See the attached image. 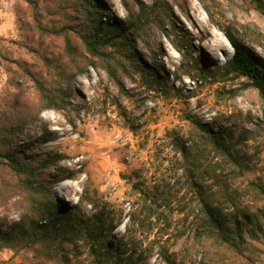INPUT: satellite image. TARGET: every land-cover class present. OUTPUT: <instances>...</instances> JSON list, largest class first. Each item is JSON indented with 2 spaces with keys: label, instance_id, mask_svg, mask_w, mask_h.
<instances>
[{
  "label": "rangeland",
  "instance_id": "1",
  "mask_svg": "<svg viewBox=\"0 0 264 264\" xmlns=\"http://www.w3.org/2000/svg\"><path fill=\"white\" fill-rule=\"evenodd\" d=\"M73 1L0 0V116L16 104L40 107L33 77L58 81L67 58L51 25H66L78 42L92 25L90 11ZM92 1L103 21L140 25L133 46L143 65L125 63L116 75L89 65L76 74L66 106L42 108L19 132L22 156L39 166L63 215L104 209L114 228L103 246L120 244L137 264H264V92L214 63L216 52L221 62L233 55L230 26L264 67V14L251 0H205L212 15L200 0H167L173 20L152 13L154 0ZM44 113L51 117L42 120ZM195 120L234 142L235 164ZM16 202L29 207L23 195L3 200L2 231L25 211ZM206 202L237 212L241 246L199 236ZM71 239L52 251L20 237L0 242V264H117L118 255L92 251L85 232Z\"/></svg>",
  "mask_w": 264,
  "mask_h": 264
},
{
  "label": "trees",
  "instance_id": "2",
  "mask_svg": "<svg viewBox=\"0 0 264 264\" xmlns=\"http://www.w3.org/2000/svg\"><path fill=\"white\" fill-rule=\"evenodd\" d=\"M200 1L207 13L212 15L206 1ZM251 1L254 7L264 14V0ZM73 2L76 4L74 6L90 11L92 25L88 26V32L82 33L80 42L74 41L69 36L70 31L66 25H51L52 33L63 36V56L67 58L66 64L60 67L58 81L49 85L45 80L33 77L40 107L32 110L30 107L22 105L18 107L17 104L15 106L12 104L10 113L3 112L0 116V204L3 200H9L17 194L28 197L29 205L25 207L21 202L14 203L20 206L17 208H25V211L21 218L14 221L7 230L2 231L0 228V242L10 244L20 237L24 246H35L41 243L51 250L52 247L58 246L59 239L60 242L72 240L74 234L85 232L91 241L92 251L99 250L104 251L105 254L118 255L117 264H137L133 257H124V251H119L120 244L116 247L107 244L103 246L107 235L114 228V225L108 223L104 209L89 216L72 210L63 215L65 210L62 209L60 212L61 207L57 206V201L51 195L48 186L38 179L39 166L26 161L21 154V148L16 143L19 132L38 120L42 108L60 109L66 106L65 90L70 91L73 88L72 79L76 74L84 73L87 66H101L109 74L116 75L117 69L124 67L125 63L137 67L143 65L133 46L135 33L140 26L134 19L129 17L125 23L105 22L101 14L103 7L100 4L97 5L92 0H74ZM151 11L157 17H169L173 20L167 0H154ZM35 15H37L36 12ZM36 19H39L38 16ZM224 35L234 53L225 62L215 60L216 67L223 68L227 73L234 72L249 77L252 84L264 92V67L257 63L254 56L243 47L242 41L232 27H226ZM199 71L204 78L212 76L204 67H200ZM195 122L209 137L214 150L224 157V161L235 164L237 159L235 160L233 155L234 142L228 139L224 132L213 130L211 125L198 120ZM180 150L185 154L187 152V149ZM13 181H16V184H13ZM31 208L36 211V215L31 214ZM202 211L204 215L198 227L202 230L199 236L217 237L221 243L234 247L243 244L245 231L236 211L226 213L221 207L208 202L204 203ZM2 218L0 217V225ZM21 230L25 231L21 232Z\"/></svg>",
  "mask_w": 264,
  "mask_h": 264
},
{
  "label": "bare ground",
  "instance_id": "3",
  "mask_svg": "<svg viewBox=\"0 0 264 264\" xmlns=\"http://www.w3.org/2000/svg\"><path fill=\"white\" fill-rule=\"evenodd\" d=\"M214 54H215V56L218 57V60H221V59L219 58V54H220V53H217V52H216V53H214ZM49 117H51V115H47V114L44 113V114H42L41 119H42V120H45V119H49Z\"/></svg>",
  "mask_w": 264,
  "mask_h": 264
}]
</instances>
